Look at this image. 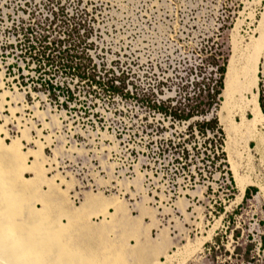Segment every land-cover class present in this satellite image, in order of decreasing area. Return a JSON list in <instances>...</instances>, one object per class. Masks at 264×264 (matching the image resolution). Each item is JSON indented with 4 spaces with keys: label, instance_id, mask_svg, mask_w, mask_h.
<instances>
[{
    "label": "rangeland",
    "instance_id": "rangeland-1",
    "mask_svg": "<svg viewBox=\"0 0 264 264\" xmlns=\"http://www.w3.org/2000/svg\"><path fill=\"white\" fill-rule=\"evenodd\" d=\"M76 14L89 27L85 57L117 93L44 75L30 58L39 43L67 46ZM263 35L264 0H0V139L41 156V178L24 191L29 203L54 215L88 196L102 200L104 211L88 205L76 229L99 248H124L126 264H264V123L245 152L218 122L223 76L214 93L232 42L240 62L262 39L256 91L264 100ZM47 79L61 89L49 93ZM195 103L187 121L158 109L185 115ZM4 145L0 167L11 171ZM229 159L249 181L245 191L256 189L247 198L238 200ZM165 253L177 256L165 263Z\"/></svg>",
    "mask_w": 264,
    "mask_h": 264
},
{
    "label": "bare ground",
    "instance_id": "bare-ground-1",
    "mask_svg": "<svg viewBox=\"0 0 264 264\" xmlns=\"http://www.w3.org/2000/svg\"><path fill=\"white\" fill-rule=\"evenodd\" d=\"M259 38H264V35ZM260 42H262V39L260 41L255 40L251 42L250 46H247L246 52L243 51V54L245 53L242 56L243 60L240 61L241 59L238 57L242 63L236 61L235 55L238 52L235 54V48L238 46L236 47L235 43L232 42L233 53L229 60H227V65H225L223 85L220 93L221 101L217 112L218 122L228 140L234 141L245 152L249 149V144L256 139L255 134L257 133L254 132L255 126L264 123V117L258 106L256 91L257 65L260 48L262 46ZM258 140H260L259 137ZM226 143L228 142L226 141ZM0 145L1 147L4 145L1 139ZM237 145L233 146L238 147ZM18 147L17 139L11 141L8 146L4 145L3 147L4 150L11 152V160L13 161L10 163L12 164L11 171L3 170L0 167V264H126L127 253L124 251V248H114L110 244L106 247L99 248L98 245H92L88 242L86 233L79 232L81 229L79 225V229H76L79 214L88 205L97 203L96 205L99 209L101 208L99 212L102 213L104 211L108 204L101 203L102 200L99 201L97 198L88 196L78 208L66 209V206H61V210L54 215L45 212L46 207L43 202L40 204L41 208L37 210L35 207L36 204L29 203V195L24 193V191L28 190L27 187L29 184L31 185L35 180L41 178V171L35 167L38 166L35 161L41 156L36 151L30 150L27 153H20ZM229 149L231 148L229 147ZM230 154L232 155V151ZM230 154L228 155L230 156ZM28 155H32L34 159V162L30 165L26 164ZM229 161L233 170L235 188L239 192V200L242 198L249 181L240 177L234 169V161L230 159ZM5 172L8 174L6 175ZM22 172H32L33 177L28 180L23 179L21 178ZM21 210H25V213L22 212L23 214H20ZM17 216L21 218L19 222L14 220ZM10 228L12 231L16 230V233L9 235L10 233L8 231ZM89 241L91 242V240ZM198 245L199 243L194 244L193 250L191 251H194V248L197 249ZM186 246L188 247V245ZM174 255L176 254L166 255L165 263L172 261ZM153 264H163V262L154 263L153 261Z\"/></svg>",
    "mask_w": 264,
    "mask_h": 264
},
{
    "label": "trees",
    "instance_id": "trees-1",
    "mask_svg": "<svg viewBox=\"0 0 264 264\" xmlns=\"http://www.w3.org/2000/svg\"><path fill=\"white\" fill-rule=\"evenodd\" d=\"M84 15V14H83ZM82 14H76V16L71 18V22L68 24L70 27V31L68 33V37H70V43L67 46L62 47V45L56 43H48V45H41L39 43L38 49H36V55L29 53L30 58L36 60L37 63V71H42L44 75H58L61 76H72L77 77L79 81H87V85L89 87V92L94 93L97 90L104 92L115 94L118 92V88L114 85V79H110L107 77V73L101 75H97L95 73L94 65L91 64V61L85 57V46L82 47L85 43V39L88 35L89 27L87 26L86 18H84ZM82 31V34L80 32ZM72 38V42H71ZM226 68V67H225ZM225 71L223 68L220 70L221 76L217 81L218 89L215 91V94H218L219 89L221 88V78L224 77ZM45 85L47 86V90L51 94H55L57 90H60V85L53 84L50 80H45ZM223 85V80H222ZM94 88V89H92ZM66 89V88H65ZM214 90V86H213ZM222 90V88H221ZM220 90V93H221ZM67 92V100L70 101L73 97L66 89ZM97 93V92H96ZM220 95V94H219ZM219 98V97H218ZM220 100V98H219ZM195 101H198L197 98ZM258 106L262 115L264 116V100L262 96L258 98ZM189 108V105L187 106ZM198 108V105L195 103L188 112L184 115V111L180 108H169L163 107L160 105L158 107L159 111L163 112V114L169 115L172 119L176 120H189L193 114L192 109ZM255 193V188H250L245 191V198L248 197L249 193Z\"/></svg>",
    "mask_w": 264,
    "mask_h": 264
}]
</instances>
